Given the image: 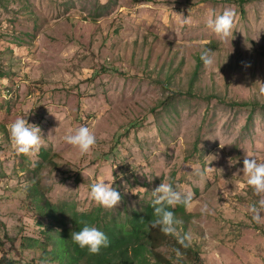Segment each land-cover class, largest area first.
<instances>
[{
  "label": "rangeland",
  "instance_id": "rangeland-1",
  "mask_svg": "<svg viewBox=\"0 0 264 264\" xmlns=\"http://www.w3.org/2000/svg\"><path fill=\"white\" fill-rule=\"evenodd\" d=\"M226 7L235 27L221 41L206 22ZM208 49L211 68L199 61ZM261 82L264 0H0V257L35 256L19 244L40 230L27 206L34 182L52 202L90 210L102 178L122 196L107 209L123 211L143 209L166 179L194 193L188 230L177 227L200 264H264V223L247 212L259 197L240 171L247 152L264 162ZM29 112L43 146L19 155L7 125ZM82 125L97 136L86 155L63 140Z\"/></svg>",
  "mask_w": 264,
  "mask_h": 264
},
{
  "label": "trees",
  "instance_id": "trees-1",
  "mask_svg": "<svg viewBox=\"0 0 264 264\" xmlns=\"http://www.w3.org/2000/svg\"><path fill=\"white\" fill-rule=\"evenodd\" d=\"M198 70L196 69V75L192 79V87ZM247 105L245 103L242 106ZM26 193L30 197L27 206L38 215L40 230L35 235H22L19 238L21 253L25 249L35 252V256L24 264H42L45 260L49 264H175L164 253L165 247L172 248L174 256L175 250L179 248L182 257L178 259L182 264L202 262L199 251L193 245L184 249L174 237L165 236L158 228L149 226L154 211L151 201L143 209L112 211L97 205L90 210H79L75 204L50 201L37 182ZM172 210L182 221L178 226L188 230L187 225L192 215L183 205H177ZM80 221H86L102 230L109 239V246L102 247L98 254H92L87 248L75 244L71 239V232L83 227ZM0 264L18 262L14 256L4 253L0 257Z\"/></svg>",
  "mask_w": 264,
  "mask_h": 264
},
{
  "label": "clouds",
  "instance_id": "clouds-1",
  "mask_svg": "<svg viewBox=\"0 0 264 264\" xmlns=\"http://www.w3.org/2000/svg\"><path fill=\"white\" fill-rule=\"evenodd\" d=\"M191 13V9H189ZM181 23L191 25V14L184 17L180 14ZM236 12L232 8L226 7L222 13L210 15L207 19V26L211 29L221 41L227 40L232 36L233 28L235 27ZM210 49L202 51L200 58L203 61L205 68H211L214 63V56L211 55ZM259 94L264 95V82L259 85ZM51 112V110L49 109ZM53 113V112H51ZM29 113L19 116L7 125L8 133L12 148L19 155H31L38 151L43 146L44 137L41 135L39 126L29 123L26 119ZM56 116V119L62 123L61 117ZM52 134L50 133L48 138ZM64 142L76 147L81 155L88 154L91 149L97 144V136L92 127L82 125L75 130L69 129L68 133L63 137ZM225 144L220 143L223 148ZM230 163L232 161L230 160ZM246 178V184L250 186L259 199L247 207V212L251 215L256 223H264V162L259 161L255 156L247 152L243 160V168L240 170ZM151 180V176H149ZM89 196L97 204L105 208H114L121 203L122 196L117 191L112 183L106 182L104 179H99L90 185ZM151 205L154 208L152 213L153 218L149 220V226L154 229H159L165 236H172L177 240V243L184 249L189 248L193 243V235L191 231L181 232L178 230V225L182 221L178 219L175 212L172 210L177 205H183L186 211H191L193 208L194 193L191 191H178L166 179L152 191ZM200 212L202 215L210 212L209 205L204 203ZM83 224L78 231L71 232L72 241L81 248H87L90 253L98 254L102 247L109 246L107 235L95 226L89 225L86 221H80ZM177 258L182 257L180 249H176ZM42 264H49L47 260Z\"/></svg>",
  "mask_w": 264,
  "mask_h": 264
}]
</instances>
